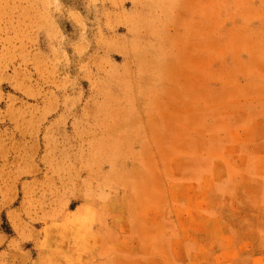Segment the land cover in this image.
I'll use <instances>...</instances> for the list:
<instances>
[{"label": "rangeland", "instance_id": "rangeland-1", "mask_svg": "<svg viewBox=\"0 0 264 264\" xmlns=\"http://www.w3.org/2000/svg\"><path fill=\"white\" fill-rule=\"evenodd\" d=\"M0 264H264V0H0Z\"/></svg>", "mask_w": 264, "mask_h": 264}]
</instances>
